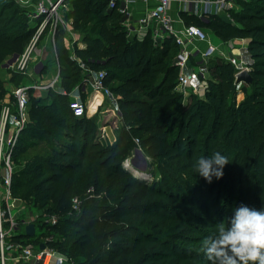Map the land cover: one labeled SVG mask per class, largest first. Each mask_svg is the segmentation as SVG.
<instances>
[{"label": "trees", "instance_id": "16d2710c", "mask_svg": "<svg viewBox=\"0 0 264 264\" xmlns=\"http://www.w3.org/2000/svg\"><path fill=\"white\" fill-rule=\"evenodd\" d=\"M65 2L70 3L65 17L82 32L84 46L74 43L69 51L64 30L56 28L59 85L80 89L89 70H103L121 123L115 141L103 145L95 140L93 119L71 112L68 95L30 94L29 117L32 112L40 118L20 132L11 154L10 190L57 221L36 218L32 236L21 231L14 239L32 246L47 240L69 264H210L203 237L227 224L241 203L264 207V0H238L230 11L244 25L229 29L263 35L248 41L251 82H235L234 67L217 58L207 67L211 76L204 96L190 94L187 101L174 90L177 47L171 37L158 44L148 34L141 41L129 38L120 23L123 15L107 0ZM205 23L192 16L186 24ZM33 33L24 9L15 0H0V64L21 54ZM238 88L244 98L236 103ZM47 122L52 125L45 127ZM136 146L159 163L161 179L148 180L124 167ZM215 150L230 162L223 176L209 183L193 162ZM182 172L189 181L181 188Z\"/></svg>", "mask_w": 264, "mask_h": 264}, {"label": "built area", "instance_id": "2783aa9c", "mask_svg": "<svg viewBox=\"0 0 264 264\" xmlns=\"http://www.w3.org/2000/svg\"><path fill=\"white\" fill-rule=\"evenodd\" d=\"M137 1H152L153 7L146 11L145 15L137 19L138 26L131 23L130 6ZM172 1L176 0H107L109 8H116L119 13L123 15L122 23L130 30H133V35L141 38L150 33L151 38L155 41H162L166 37H171L177 47L174 59L175 65L178 67V73L176 77L177 86L182 89L189 87L193 88L192 92H196L203 85L206 86L207 80L203 79L201 84H193L194 73L188 71V63L191 59H199L204 63H207L217 51L220 55L218 58H222L230 62L234 67V77L248 68L240 63L238 59L225 53V51H219L216 45L210 42L209 36L206 30L196 24H184L181 29H175L173 22L168 13L169 7ZM182 1L184 10L186 13H191L192 6L196 1L203 3V12L206 14L217 13L219 11H226L231 9L236 0H178ZM24 6L26 0L22 1ZM63 0H37L34 3V9L28 13L29 22L34 27V33L26 44L24 51L18 54L8 67L14 68V72L26 77L31 72L29 71V62L31 59V53L34 50V45L41 36L45 26L50 25L52 31V41L54 44V36L57 26H63L64 23L58 19L60 18L57 11L58 7ZM50 22V23H49ZM61 23V25H60ZM71 24V22H70ZM152 24L153 29L149 32V28L144 27ZM65 26V25H64ZM65 39V38H64ZM56 55V53H55ZM72 58H75L79 66L87 72L88 69L82 64L78 57L71 54ZM31 70L38 71L36 64L31 67ZM91 73V71H88ZM104 71L98 70L89 74L83 79L82 85L84 87H90V99L95 100L97 96H110L116 103L117 96L111 93L110 89L104 83ZM59 85V69L56 75L50 80L37 79L32 83H20L12 91V97L14 102V110L11 104L4 103L0 112V264H69V258L66 254L58 251L50 246L47 240H43V248L37 246L27 247L28 244L15 240L14 236L25 232V225L32 222L36 218H39V214L30 215L32 220L24 221L18 218L17 203H20L21 199L12 195L10 190V174L13 170L14 164L11 159V154L17 143L20 132L24 129L28 123L29 115V96L33 90H54L58 89ZM203 88H206V87ZM63 94L69 97V108L75 116H80L85 112V104L82 102L81 97L73 93L72 91L62 90ZM135 143L138 145V139L135 138ZM1 167L4 168L6 174L1 175ZM79 200L72 198V207L78 210ZM16 210L13 211V209ZM44 221L54 224L57 221V216L43 215ZM13 253V254H11Z\"/></svg>", "mask_w": 264, "mask_h": 264}, {"label": "rangeland", "instance_id": "374dc122", "mask_svg": "<svg viewBox=\"0 0 264 264\" xmlns=\"http://www.w3.org/2000/svg\"><path fill=\"white\" fill-rule=\"evenodd\" d=\"M16 3H18V5L24 9L25 11V15L28 17V13L32 12L34 9V3H36L37 0H26V4L30 3L28 6H24L25 4H23V0H15ZM30 1V2H29ZM34 1V2H32ZM64 2L60 4V6L58 7V15H59V19L58 21H62L64 23L62 27V29L64 30V35H65V44H67V46H69L70 48L72 47L71 44H73V39L74 36L77 37H83L82 36V32L80 30H76L75 28H73L72 24H70V20L66 19L65 15L67 10L70 7V3L65 2V0H63ZM237 1H235L234 6L226 11H219L217 13H213L209 16H205L204 18H202V20L204 22H206L203 26L205 27V30L209 36V38H214L217 42L218 46L217 48L220 50H224L226 54L234 56L236 59H238V61H240V63H243L244 66H246L247 68H249V61H250V57H249V52H248V41L251 35L253 36H263L261 34H258L256 32L254 33H249V34H241L239 32L233 31L229 28L231 27H241L242 24L244 22H240L237 19L234 20L230 11H233V9L237 6ZM33 3V4H32ZM219 13H225L226 15L223 17H220ZM29 19V17H28ZM123 19L120 21L121 25L124 27V29H126V34L129 35V38H135L139 41L143 40L144 37L142 36L141 38H138L137 36L133 35V30H130L127 26H125L122 23ZM229 23L228 24H226ZM50 23V22H49ZM94 23V20L92 22H90L88 24V27H90L92 24ZM110 23V22H108ZM209 23V24H208ZM207 24V25H206ZM226 24V25H224ZM61 25V23H60ZM234 25V26H231ZM244 25V24H243ZM229 26V27H228ZM58 27V26H57ZM56 27V28H57ZM153 43H161L162 41L158 42L153 40ZM45 43V47L43 46V43ZM171 46V45H170ZM36 49H40L42 51H46L47 57H42V59H39V61L42 64V68L39 66L41 65L40 63H38L36 65V67H38L39 71L45 72L48 78H53L56 73H57V68L58 65L56 63V56H55V50H54V44L52 41V31L50 30V25H46L41 36L39 37L38 41H36V44L34 45V50L31 53V59L29 62V71L32 69L31 66H34L35 62L37 61V56L36 53L34 55V52ZM174 47L171 46V52L174 53ZM176 51V50H175ZM232 51L235 53L232 54ZM218 52V51H217ZM18 54H13L10 55L9 57H7L6 60H4L3 63L0 64V74H1V78H0V112H1V107L4 103L7 104H11L13 110L14 108V102H13V97H12V91L13 89L18 86L20 83H30L27 80H22L21 75H18L14 72V68L8 67L9 63L7 62L8 60L12 59L13 57H17ZM34 55V57H33ZM175 55V54H174ZM216 55V54H214ZM218 55L219 52H218ZM217 55V56H218ZM164 61H168L167 58ZM201 61H192L188 68L193 71L194 73V79H193V84H201V81L203 79H205V81L211 76L210 73L207 70L209 63H200ZM32 71V70H31ZM30 71V72H31ZM27 76V75H26ZM29 76H27L28 78ZM45 76V78H47ZM25 79V78H24ZM30 79V77H29ZM44 79V78H43ZM50 80V79H49ZM173 81L175 83V87L174 90L179 91L182 96H183V101H187V99L189 98L190 94H195L196 96H204V92H205V88H203L205 85H203V87H200L198 90H196V92H192L193 88L189 87L187 89H182L179 86H177V82H176V78L174 76ZM60 83V80H59ZM206 87V86H205ZM58 88V87H57ZM45 91V90H42ZM38 97H40L41 99L45 98L44 96H42L41 94L38 95ZM70 96L67 97V99L65 100L66 103H68V98ZM97 98L99 99V96H97ZM244 98V93L242 92L241 89L238 88L237 92H236V103H238L240 100H242ZM46 100H49V98H47ZM82 102L85 104V112L84 114L87 115L88 117H91L94 121L95 124V140H97L99 143L103 144V145H111L115 139L116 136L118 134L119 131V127H120V123H121V116H117L115 113L111 114L113 112H111V110L109 109V106H112V108L114 107L111 104H114L113 99L109 96L107 99H104V102H102V105L98 107V109L93 112L90 108H88V103L89 101L87 100V98H81ZM90 100V99H89ZM110 110V111H109ZM32 111V110H31ZM29 113V112H28ZM113 116V117H112ZM29 117V115H28ZM40 118L39 115H37L36 113H30V117L28 119V122L31 121V124L35 123L38 121V119ZM106 124H111L112 126V130L114 132L115 135V139L114 140H110V138H108L106 136L103 135L101 128H103L104 125ZM27 125V124H26ZM45 127H48L52 124H49L47 122V124H45ZM51 143V142H50ZM40 146L44 147L43 145L40 144ZM136 148H138V151L135 150V148L131 149L129 151V153L127 154V156L123 159V165L124 167H126L127 169H131L132 172L136 175H139L142 178L151 180V179H161L162 177V170L161 167H159V163L156 162V160H154L151 156L147 155L143 148L141 149V147L136 146ZM33 149H37L35 147H33ZM46 151L48 152V154H50V151H48V149H46ZM27 154L31 155V149H27ZM26 155V154H25ZM25 155L23 156V158L25 157ZM22 162H24V160L26 159H21ZM181 168V167H179ZM183 169V168H181ZM181 172V171H179ZM6 172L4 170V168L2 169L1 167V175H5ZM181 176V183H180V187L182 188L184 183H187L189 181L187 175H185L183 172L182 174H180ZM21 199V198H20ZM17 208L18 210V218L24 221H29L32 220L30 217V215H34V214H39V218H45L43 215L41 214L39 211H37L36 207L33 205H30L28 203H26L23 199H21L20 203H17ZM78 209H79V205H78ZM16 210V208L13 209V211ZM36 229H38V227H36ZM96 233L98 234L99 231H96ZM75 251V250H73ZM76 254V251H75ZM74 254V255H75ZM86 258L82 257H77V260L79 261H84Z\"/></svg>", "mask_w": 264, "mask_h": 264}, {"label": "clouds", "instance_id": "9594fccd", "mask_svg": "<svg viewBox=\"0 0 264 264\" xmlns=\"http://www.w3.org/2000/svg\"><path fill=\"white\" fill-rule=\"evenodd\" d=\"M230 162L220 150L198 157L193 167L211 183L220 179ZM201 247L210 264H264V207L241 203L227 224L221 222L214 234L203 237Z\"/></svg>", "mask_w": 264, "mask_h": 264}, {"label": "crops", "instance_id": "0c3cea01", "mask_svg": "<svg viewBox=\"0 0 264 264\" xmlns=\"http://www.w3.org/2000/svg\"><path fill=\"white\" fill-rule=\"evenodd\" d=\"M32 2H34V1H32ZM153 5H154V3L152 1H146V2L137 1L135 4H133V5L130 6L131 23H132V25H135L134 28H136L138 26V24L136 22L137 19L140 18V17H142L143 15H145L146 11H148V9L152 8ZM168 13L170 15V18H171V20L173 22V26H174L175 29H181L183 27V25L187 23V18H189V17L194 16L196 19H201L202 20V18H204L205 16H209V15L213 14V13H209V14L204 13L203 12V3L200 2V1H196L193 4L191 13H186L185 10H184V5H183L182 1H178V0L171 2ZM219 14H220V17H223V16L226 15L225 13H219ZM144 27L149 28L148 32L151 29H153V25L152 24H150L148 26H144ZM201 27H203L205 29L204 26H201ZM147 34L151 37L150 33H147ZM209 40L214 45H218L216 43L217 41L214 38L213 39L212 38H209ZM64 42H65V39H64ZM42 43H43V46L45 47V43L44 42H42ZM74 43H77V46H79V47H83L84 46V43L82 42V38L81 37L74 36L73 44ZM73 44H71V46H73ZM65 45L69 49V51L72 52L73 47L70 48L69 46H67V44H65ZM54 50H55V47H54ZM220 51H224V50H220ZM35 53H36V56H37V58H36L37 61L35 62L36 65L38 63L41 64V62L39 61V59H42V57L49 56V55H47L46 51L44 52V51H42L40 49H36L35 52H34V55H35ZM215 54L216 55H213V57L207 63L210 62V63L213 64L216 61V59L218 58V56H217L218 55V52L215 53ZM232 54L235 55V53L233 51H232ZM34 55H33V57H34ZM192 61L198 62L200 60L198 58L196 60L195 59H191L189 61V63H188V66H189V64ZM200 63L202 64L204 62L201 61ZM40 67L42 68V64L39 66V68ZM85 68H87V67H85ZM187 70L188 71H191L188 67H187ZM90 71H91V73H94V70H90ZM45 74H46L45 72H42V71H39V70L38 71L32 70L31 73L28 75L30 77V79H29V77L27 78V76H26V77H22V80H27L28 82L32 83V82H35L37 79H39V80H49V79H51V78H48L47 75H45ZM45 76L47 78H45ZM74 86L75 87H72L70 91H72L73 93L78 94L82 98H85L86 97L87 100L89 101L88 108L91 109V106H90L91 105V99H90V96H91L90 90L91 89H90V87L89 86L84 87L83 85H81V88L79 89V88H76V87H78L77 85H74ZM61 89L62 90H66L64 88H61L60 85H58V89H56V91H59L60 92ZM31 93H34L33 95H35L36 97H38L39 94H41L42 96L45 97L47 95L48 91H42L40 89H37V90L31 91ZM108 97L109 96L99 97V99L97 100L96 107L94 109L92 108L91 110L93 112H95L98 109V107L102 105V102H104V99H107ZM111 105L114 106L113 108H112V106H109L110 107L109 109L111 110V112H113L111 114H114L115 113L117 116H121V114H120V112H119V110L117 108L116 103L114 102V104H111ZM101 130H102V133L105 136V138L107 136L108 138H110L111 141L115 139V135H114V132L112 130L111 124L104 125L103 128H101ZM135 150L138 151V148L135 147ZM11 254H13V253H11ZM10 264H14V263H10ZM30 264H33V263H30Z\"/></svg>", "mask_w": 264, "mask_h": 264}, {"label": "water", "instance_id": "95a60500", "mask_svg": "<svg viewBox=\"0 0 264 264\" xmlns=\"http://www.w3.org/2000/svg\"><path fill=\"white\" fill-rule=\"evenodd\" d=\"M15 57H13L12 59L8 60V63H11V61L14 59ZM235 82H245V83H250L251 82V75L249 73L248 70L244 69L242 71H240L235 78ZM35 232V227L33 222H29L25 225V234L28 236H32ZM28 248L32 247L31 244L27 245ZM44 244L40 243L39 244V248H43Z\"/></svg>", "mask_w": 264, "mask_h": 264}, {"label": "bare ground", "instance_id": "6f19581e", "mask_svg": "<svg viewBox=\"0 0 264 264\" xmlns=\"http://www.w3.org/2000/svg\"><path fill=\"white\" fill-rule=\"evenodd\" d=\"M97 100H98V98H95V100L91 101V105H90V106H91V109H92V108L94 109V108L96 107V105H97ZM90 106H89V107H90Z\"/></svg>", "mask_w": 264, "mask_h": 264}]
</instances>
